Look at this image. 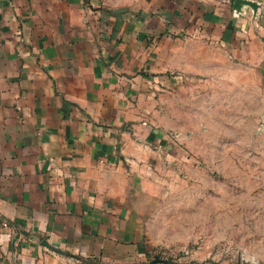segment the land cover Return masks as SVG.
Returning <instances> with one entry per match:
<instances>
[{
  "label": "crops",
  "instance_id": "obj_1",
  "mask_svg": "<svg viewBox=\"0 0 264 264\" xmlns=\"http://www.w3.org/2000/svg\"><path fill=\"white\" fill-rule=\"evenodd\" d=\"M235 1L0 0V264L148 258L142 104L232 60L264 88V0Z\"/></svg>",
  "mask_w": 264,
  "mask_h": 264
},
{
  "label": "rangeland",
  "instance_id": "obj_2",
  "mask_svg": "<svg viewBox=\"0 0 264 264\" xmlns=\"http://www.w3.org/2000/svg\"><path fill=\"white\" fill-rule=\"evenodd\" d=\"M142 109L164 156L141 264H264L260 72L232 60L169 82Z\"/></svg>",
  "mask_w": 264,
  "mask_h": 264
},
{
  "label": "water",
  "instance_id": "obj_3",
  "mask_svg": "<svg viewBox=\"0 0 264 264\" xmlns=\"http://www.w3.org/2000/svg\"><path fill=\"white\" fill-rule=\"evenodd\" d=\"M243 6H249V7L253 8L254 10H256L257 7H258V4L255 3V2L249 1V0H236L235 1V4H234V10H235V12L236 13H243L242 12V7ZM44 245L47 248H49V249H51V250H53L55 252H59V250H57L56 248L51 247L47 242H45ZM151 264H154V263H151Z\"/></svg>",
  "mask_w": 264,
  "mask_h": 264
}]
</instances>
